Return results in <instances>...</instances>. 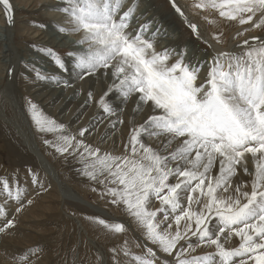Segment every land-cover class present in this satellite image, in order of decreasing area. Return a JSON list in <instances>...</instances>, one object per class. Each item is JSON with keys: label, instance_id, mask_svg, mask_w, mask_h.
<instances>
[{"label": "snow or ice", "instance_id": "snow-or-ice-1", "mask_svg": "<svg viewBox=\"0 0 264 264\" xmlns=\"http://www.w3.org/2000/svg\"><path fill=\"white\" fill-rule=\"evenodd\" d=\"M171 3L196 38L203 39L177 0ZM0 5L12 25L10 0H0ZM138 9L139 0H59L51 11L64 19L51 27L80 36L74 47H86L68 52L67 60L52 48L36 49L68 79L25 65L37 81L65 88L72 86L73 76H110L107 90L98 99L89 91L85 101H95L108 117L130 99L137 114L149 108L143 123L137 125L133 118L123 152L85 142L95 123L72 133L26 98L32 124L47 148L79 165L74 170L100 200L121 208L142 229L146 243H130L125 236L109 249L111 264H264V36L243 39L238 53L186 60L187 50H156L160 30L147 36L151 23L131 29ZM189 10L217 29L211 36L217 44L223 43L221 22L239 29L234 39L254 29L264 31V0H192ZM123 123L118 118L111 127ZM153 138L160 142L157 148L145 142ZM27 173L34 186L46 190L36 171ZM25 201L32 203L18 179L10 183L0 177V234L16 226L15 218H8L11 202L19 213ZM85 219L113 238L127 232L119 222ZM233 237L238 246L227 247ZM133 244L144 251L133 252ZM198 248L212 251L195 255ZM41 251L29 249L13 257L12 264H36ZM95 264H103V258L97 256Z\"/></svg>", "mask_w": 264, "mask_h": 264}, {"label": "rangeland", "instance_id": "rangeland-1", "mask_svg": "<svg viewBox=\"0 0 264 264\" xmlns=\"http://www.w3.org/2000/svg\"><path fill=\"white\" fill-rule=\"evenodd\" d=\"M19 2L20 1L17 0H10L14 11L12 25L6 22L3 6L0 5V70L2 72H0V177H6L10 183L14 179H18L20 184L27 188V199L32 200V203L29 205L27 201H25L22 211L16 213L15 208L17 205L11 202L8 218L12 219L14 217L16 226L9 230V234H0V264H12L13 257H19L25 254L29 249L37 247L42 249V251L39 254V258L36 259V264H65V261H67V264H95L97 256L103 258V264H111L109 249L117 244L123 243L125 236L130 243L132 241H136L141 245L146 243V241L142 239V229H140L134 220L121 208L106 204L103 200H100L97 193L92 192L87 186L88 182L86 179L76 173L74 169L79 167V165L73 163L71 158L69 162H65L62 157L45 146L41 138L42 134L36 132L26 111L27 98L37 104L48 116L64 124L66 128L72 132L65 123L59 121V115L57 116V113L56 115L53 113L55 107L47 110L33 98L34 91L28 92L30 88L39 89L48 84L53 87L52 90L58 88L63 90V92L66 91L64 92L65 94L71 92L70 94L73 95L74 93L72 92L74 91H69L72 87L66 89L63 85L64 88H62L61 85L56 86L54 82L46 81H38L40 82L38 83L35 79V73L26 68L25 65L34 66L42 73L53 75V67L56 68L54 62L36 49L38 47L52 48L57 51L62 58L67 60L68 52L74 51V47L72 46L66 49L63 44L53 45L51 42L56 36L64 37L70 44L75 45L79 36L66 37L52 30L53 27H51V25H53V22H60L63 21V19L56 20L55 16L51 15L55 13H51L52 11L48 3V5L42 3L35 7L34 5L32 6L31 3L25 4L24 2H20V6L18 5L20 4ZM185 2L190 6L192 0H185ZM155 3L159 10H163L168 14L173 12L177 14L170 0H155ZM13 6L16 7L14 8ZM19 6L25 7H22V9ZM18 7L20 10H18ZM41 23L50 25V27L44 30L34 26ZM204 23L205 25L207 24L205 21ZM138 25L139 23L132 21L131 29H134L133 27ZM186 26L187 24L182 25V29L179 31L176 29L171 30V34L178 36L181 42L185 41V37L190 38V44H186L187 42L185 41L176 51L187 50V58L195 55L197 59H202V57L210 58L213 50H223L222 46L224 48L229 47L232 41L233 44L237 46V44L241 42L236 44L235 42L240 39L248 37L253 33V35H261L264 33L257 29L256 32L254 30H252V33L248 32L250 35L246 33L244 37L234 39L236 36L235 33L239 29H237L236 26H231V29L221 22L220 30L223 31L221 37L223 43L216 44V42L210 38L213 33L217 32V29L207 24L205 30L208 29L206 33H208L210 37L207 39L208 43L212 44L210 48L203 42L204 40L196 39L195 35L191 33V29ZM243 27L248 26L245 25ZM50 33H52L51 37ZM53 33H57V35ZM35 35L38 36L34 37ZM192 37L195 38V41L192 40ZM73 40L74 42H72ZM44 42L47 44H44ZM166 43L168 45V42L164 44L166 45ZM231 48L234 50H241L239 47ZM200 52L204 53L201 55ZM206 71L207 69L202 70L201 81L206 75ZM64 74L65 73L62 72L59 74V70L57 69L54 75L64 76ZM109 82H111L110 79ZM109 82L107 81V85ZM70 83L72 86L74 85L71 81ZM53 84L55 86H53ZM100 89L101 95L107 90H105L103 86H101ZM100 96L98 95L96 98L98 99ZM92 102H94L95 109L100 112L101 109L97 107L95 101ZM58 103L59 101L56 104ZM69 112L70 110L68 113ZM76 115L77 112L73 111L71 120L74 119ZM81 118L78 120V123L80 121L83 122ZM104 120H102L103 122L100 121L101 123L98 122L99 124L96 123V127L105 126V130H108L110 124H107L108 121H106V119ZM131 121L129 120V122H127L124 120L123 124H119V126L123 125L129 127L126 131L127 133L124 131V137L121 138L122 140L120 139L121 141L119 140L118 142V147L120 146L119 148L121 149L123 148L122 144L124 141H127ZM85 127L86 125L83 126V128ZM119 128L117 127L116 131H118ZM78 130L72 133H76ZM93 130L94 129L91 130V133L94 132ZM89 135L92 137L95 136V134ZM87 136L86 139L88 138ZM103 136L104 134L102 137ZM45 138L52 139V136L48 135ZM85 142L87 143V140H85ZM92 142L94 141L91 140L88 144L100 146V142H94V144H92ZM31 147H33V149ZM107 151L112 152L110 149H107ZM28 169H32L39 174V177L44 182L46 190L42 191L31 183V176L27 173ZM156 206H158V202ZM89 216L99 217L108 222L122 223L127 228V232L118 239L113 238L101 230L99 226L85 219V217ZM238 244V238L233 237L226 246L233 247L238 246ZM148 246L154 247L152 245ZM132 251L139 254L142 253L144 249L143 247L136 248L133 244ZM208 251H212V249L198 248L194 254H204Z\"/></svg>", "mask_w": 264, "mask_h": 264}, {"label": "bare ground", "instance_id": "bare-ground-1", "mask_svg": "<svg viewBox=\"0 0 264 264\" xmlns=\"http://www.w3.org/2000/svg\"><path fill=\"white\" fill-rule=\"evenodd\" d=\"M17 1H20V2H24L25 4H32V6L34 5L35 7L41 5L42 3L44 4H47L51 9L56 6L59 1L58 0H17ZM188 1V0H187ZM13 2V1H12ZM16 2V1H15ZM19 2V3H20ZM171 2V0H170ZM129 3H131V0H129ZM177 3L182 6V8L184 9L185 11V14L188 16L189 20H191L192 22L194 23H197L198 26H199V31L201 33V36L203 39H198V40H207L209 37L208 33H206L208 31L205 30L206 29V25L204 23V21L196 16V15H193L190 10H189V5L185 2V0L181 1V0H177ZM24 4V5H25ZM21 6V3L18 4ZM17 5V6H18ZM19 6V7H20ZM30 6V5H29ZM47 6V7H48ZM14 8L16 6H13ZM18 7V10H20V7ZM25 7V6H24ZM23 7V8H24ZM22 8V9H23ZM32 8V7H31ZM30 8V10H31ZM35 9V8H34ZM49 9V8H48ZM174 9V8H173ZM17 10V9H15ZM29 10V9H28ZM126 10V8H125ZM50 11V10H49ZM175 11V9H174ZM14 12V11H13ZM27 12V11H26ZM176 12V11H175ZM53 13V12H51ZM29 15V14H28ZM51 15H54L56 20H61V19H64L63 15L60 14V13H55V14H51ZM179 14H175L174 12L173 13H166L164 12L163 10H159L157 7H156V3H155V0H139V9L138 11L136 12L135 14V17L133 19V21H136V23H139L138 26H134L133 28L134 29H139V27L142 25V24H145V23H151L152 24V28L148 31L147 33V36H151L152 33L158 28L160 30L159 32V35L156 37V41H155V44H156V50L157 51H162L164 49H175L177 50V48L180 46H182L184 44V42L186 41L187 43L186 44H190L189 40L190 38L189 37H185L184 40L185 41H182L180 40V38L176 35H173L171 34V30H174L176 29L177 31L181 30L182 29V25H185V21H184V18L181 17L180 15L178 16ZM138 18V19H137ZM2 20V19H1ZM4 20V19H3ZM184 21V22H183ZM52 22V21H51ZM61 22V21H60ZM184 23V24H182ZM187 27V26H186ZM234 27V26H233ZM231 28V27H230ZM184 29V27H183ZM229 29V27H228ZM228 29L226 28V30L228 31ZM232 29V28H231ZM238 29V28H237ZM53 30V28H52ZM257 29H254V31L256 32ZM183 31V30H182ZM217 31V30H216ZM190 32V31H189ZM215 32V31H214ZM264 32V31H263ZM179 33V32H178ZM192 33V32H191ZM213 33V32H212ZM234 33V32H233ZM232 33V34H233ZM237 33V32H236ZM235 33V34H236ZM252 33V31H251ZM24 34V32H23ZM40 34V33H39ZM51 34L50 33V37H51ZM55 34V33H53ZM181 34V33H180ZM214 34V33H213ZM231 34V33H230ZM229 34V35H230ZM249 34V33H248ZM254 34V33H253ZM250 35L248 37H245V38H251V37H259V36H264V33L261 34V35ZM256 34V33H255ZM260 34V33H259ZM42 35V34H40ZM49 35V34H48ZM57 35V33L55 34ZM62 35V34H61ZM38 35H35L34 37H36ZM44 36V34H43ZM46 36V34H45ZM64 36V35H63ZM78 36V35H77ZM188 36V35H187ZM212 36V35H211ZM41 37V36H40ZM68 37V36H66ZM196 37V36H195ZM234 37V36H233ZM232 37V38H233ZM55 39L51 42V44L53 45H60V44H63L64 47L67 49L69 47H74V44H70L69 41H67L64 37H54ZM80 38V36L78 37V39ZM194 40L195 38L192 37ZM242 38V37H240ZM243 38V39H245ZM38 39V38H36ZM43 39V38H42ZM46 39V38H45ZM197 39V38H196ZM211 39V38H210ZM243 39H240L239 41H236V43L238 42H241L240 44H242V41ZM69 40V39H68ZM71 40V39H70ZM232 40V39H231ZM39 41V40H38ZM51 41V40H50ZM195 41V40H194ZM74 42V40L72 41ZM165 42H168V45L166 43V45L164 44ZM214 42V41H213ZM43 43V41H42ZM44 44H47L44 42ZM195 44V43H194ZM197 44H198V41H197ZM217 44V43H216ZM165 45V46H164ZM224 45V44H223ZM50 46V45H49ZM195 46V45H193ZM55 47V46H54ZM86 46H80V47H74V51H83L84 48ZM219 47V46H218ZM221 47V46H220ZM231 47H237L236 45L233 44V41L230 42V45L229 47H223V50L221 49H216V50H213L212 51V54L213 55L215 52H240L239 50H234L232 49ZM57 48V47H56ZM63 48V49H65ZM196 48V47H195ZM181 49V48H180ZM199 49V48H198ZM179 51V50H178ZM57 52V51H56ZM196 52V51H195ZM199 52V51H198ZM201 53V52H200ZM204 53V52H203ZM201 53V55L203 54ZM208 54V53H207ZM210 55V56H211ZM208 56V55H207ZM206 56V57H207ZM202 57V56H201ZM205 57H202V59H204ZM69 59V57H68ZM188 58L186 57V60ZM199 59V58H198ZM1 69V68H0ZM206 69V68H205ZM1 72V70H0ZM53 72L54 74L57 72V68H54L53 67ZM2 73V72H1ZM53 74V75H54ZM58 74V73H57ZM60 74V72H59ZM63 75V74H62ZM32 76V75H31ZM1 78V77H0ZM64 78L65 79H68V76L66 74H64ZM109 79L111 81V77H108L107 79H105L104 77H100L99 79H97L96 77H86L84 80H78L75 78V76H73L71 78V82L74 83L73 86H71V90L69 91H74L72 93H74L73 95L70 94L71 92H67V94H65L63 90H60L58 88H55L54 90L53 87L49 86L48 84L43 86V88H39V89H35V88H30L28 92H33V98L36 99L40 105L44 108H46L47 110H50V109H54L53 113L56 115L57 113V116L59 117V121L65 123L67 125V127H69V129L72 130V132H75L76 130L78 129H82L84 125H86V127L90 124V123H95V125L97 126V124H99L97 121H102L104 119H106L107 124H110V127L108 130H105V126H101V127H94L92 133L90 134H95L94 137L90 136L88 134L87 136V133H86V136L88 137L86 140H87V143L89 141H94V142H100V146L101 149H110V151L114 152L115 154H120L121 152H123V148H119L118 147V142L121 138L124 137V131L126 132L128 130L129 127H125V126H119V124L116 126V128L120 127L118 131H116V128H112L111 127V122L112 121H115L117 120L118 118L121 119V120H126L127 122H129V120L133 121V118H135V123L138 125L140 123H143V121L148 117V115L150 114L151 110L149 108H145L143 112H140L139 114H137L134 109L136 108V105L134 103V99H130L128 101V103L126 105H121V108H118L117 109V114L114 115V116H111V117H108L107 115H105L103 112H98L97 109H95L94 107V102H90L88 103L87 105L85 104V101L87 100V93L89 91H91L94 95L95 93V98L99 95H101V89L100 87L103 86L104 89L106 90L107 88V81L109 82ZM38 82V81H37ZM40 83V82H38ZM110 83V82H109ZM45 84V83H44ZM38 86V85H37ZM53 86H55L53 84ZM62 86V85H61ZM29 88V87H28ZM62 88H64L62 86ZM67 89V88H66ZM104 91V90H103ZM79 93V94H78ZM103 94V93H102ZM59 101L58 104H56L57 102ZM70 110V112L68 113V111ZM76 111L77 112V115L74 119L71 120L72 118V115H73V111ZM68 113V114H67ZM82 117V118H81ZM100 117H103L102 120H100L99 118ZM83 119V122H79L78 123V120L79 119ZM105 121V120H104ZM131 121V122H132ZM103 122V121H102ZM130 122V123H131ZM97 123V124H96ZM101 123V122H100ZM105 123V122H104ZM103 124V123H102ZM106 124V123H105ZM97 128V129H96ZM127 133V132H126ZM104 134V136L102 137V135ZM107 134V139H104L105 135ZM126 135V134H125ZM102 137V139H101ZM127 137V135H126ZM122 140V139H121ZM120 140V141H121ZM126 140V139H125ZM94 142H92V144H94ZM125 142V141H124ZM146 143H148L150 146H152L153 148H157L159 146V141H157L155 138H153L152 140H146L145 141ZM123 143V142H122ZM91 145V144H90ZM123 145V144H122ZM33 149V147H31ZM33 151V150H32ZM45 158V157H44ZM46 159V158H45ZM249 167L251 168L252 167V164H251V160H250V157H249ZM70 195V194H69ZM76 198V197H75ZM82 200V199H81ZM140 237V236H139ZM143 239V238H142ZM144 240V239H143ZM233 242V241H232ZM231 242V243H232ZM235 243V242H234ZM144 244V243H143ZM232 245V244H231ZM229 246V245H228ZM231 247V246H230Z\"/></svg>", "mask_w": 264, "mask_h": 264}]
</instances>
